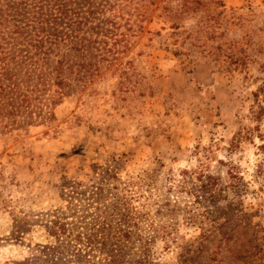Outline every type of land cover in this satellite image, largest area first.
I'll return each mask as SVG.
<instances>
[{
    "label": "rangeland",
    "instance_id": "obj_1",
    "mask_svg": "<svg viewBox=\"0 0 264 264\" xmlns=\"http://www.w3.org/2000/svg\"><path fill=\"white\" fill-rule=\"evenodd\" d=\"M189 1L0 0V42L25 66L58 59L51 14L67 34L82 10L97 39L92 74L53 85L46 112L0 116V264H41L55 219L116 229L124 210L126 264H264V0ZM201 170L237 172L243 192L208 204ZM65 246L52 264H74Z\"/></svg>",
    "mask_w": 264,
    "mask_h": 264
},
{
    "label": "trees",
    "instance_id": "obj_2",
    "mask_svg": "<svg viewBox=\"0 0 264 264\" xmlns=\"http://www.w3.org/2000/svg\"><path fill=\"white\" fill-rule=\"evenodd\" d=\"M183 1L186 2L179 3L176 7L181 5L180 7L185 9L197 8L192 6L193 2L191 1ZM81 12L82 10H79L76 13L77 17L70 23L71 30L67 34H63L62 30L59 31L58 25H53L54 18L52 17L58 19V15L51 14L49 19H44L48 25L46 38L50 40V43L44 48L43 54L52 53L53 45L56 46L53 49L59 50L55 53L58 59L54 65L50 64L48 57L45 58V64L49 66V71L44 67H38V65L33 68L25 66L28 60L33 61L29 50L26 51L20 47L8 49L0 42V116L9 119V124L16 122L15 118L23 113H25V117L32 118L33 114L37 116V114L41 115L46 112L44 110L45 101L49 99L47 96L51 87L57 85L60 88L57 90L58 94L67 93L72 73L79 78L92 74L94 64L88 57V49L91 44L96 43L97 39L93 40L92 37L81 33L80 30L83 26L86 25V29L91 27L88 26L89 15L85 13L81 15ZM91 12L89 9V14ZM173 25L178 28V24ZM60 45L61 47H59ZM253 117L264 122L263 105L254 111ZM260 127L259 124L256 130L259 132L260 139L264 141V132H261ZM253 133L254 129H252L251 135ZM260 148L264 150V143L260 145ZM199 177L201 180L200 197L212 206H219V203L227 198V190L232 191L234 195L243 192L240 186L243 179L237 172L231 171V180L226 185L219 184L218 177L205 174L203 170L199 173ZM129 216L130 213L124 210L120 217L122 223H119L116 229L113 228L112 223L101 222L100 219H96L94 223L90 222L89 225L86 223L82 225V228L79 224L69 227L67 222L55 219L49 226V233L57 238V244L47 246L49 252L42 250L36 259L40 260L41 264H52L51 257L59 254L61 247L66 245V249L73 250L74 264H126L125 256L120 252L124 245L126 246L127 237H130ZM111 236L115 237L114 241H111ZM59 242L62 243L60 246ZM99 253H102L103 256H98ZM144 258L138 261L139 264H143ZM54 264L60 263L55 262Z\"/></svg>",
    "mask_w": 264,
    "mask_h": 264
}]
</instances>
